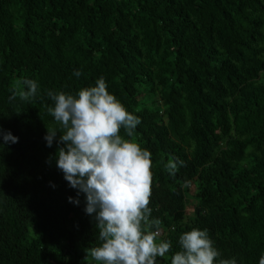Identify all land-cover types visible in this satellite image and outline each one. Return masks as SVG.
I'll list each match as a JSON object with an SVG mask.
<instances>
[{"label": "trees", "instance_id": "1", "mask_svg": "<svg viewBox=\"0 0 264 264\" xmlns=\"http://www.w3.org/2000/svg\"><path fill=\"white\" fill-rule=\"evenodd\" d=\"M101 76L141 119L137 141L153 161L149 207L172 241L162 263L180 234L199 228L220 258L259 264L264 0H0V128L18 137L0 149V264H85L95 246L84 195L70 203L77 190L55 159L46 163L57 150L46 146V126L60 129L45 105L47 90L75 93ZM22 77L37 80L41 95L9 103ZM170 157L184 161L175 176L164 169Z\"/></svg>", "mask_w": 264, "mask_h": 264}, {"label": "clouds", "instance_id": "2", "mask_svg": "<svg viewBox=\"0 0 264 264\" xmlns=\"http://www.w3.org/2000/svg\"><path fill=\"white\" fill-rule=\"evenodd\" d=\"M81 76L80 71L73 73ZM103 76L95 86L75 93L47 90L46 112L55 126H46V146L57 144L56 168L63 173L79 205L85 197V213L92 218L95 246L86 248L85 264H158L172 250V241L161 239L162 221L152 217L149 207L153 184L152 153L137 141L136 129L141 119L130 113L107 90ZM9 103H32L41 95L37 80L22 77L13 82ZM123 129L124 135L121 134ZM59 138L57 139V134ZM4 145L18 143V137L0 128ZM184 161L170 157L164 169L175 176ZM184 181L183 187H188ZM55 187V185H52ZM179 250L170 264H237L236 258L222 259L207 229L192 228L178 237ZM259 264H264V255Z\"/></svg>", "mask_w": 264, "mask_h": 264}, {"label": "built area", "instance_id": "3", "mask_svg": "<svg viewBox=\"0 0 264 264\" xmlns=\"http://www.w3.org/2000/svg\"><path fill=\"white\" fill-rule=\"evenodd\" d=\"M158 264H163L160 258H158Z\"/></svg>", "mask_w": 264, "mask_h": 264}, {"label": "rangeland", "instance_id": "4", "mask_svg": "<svg viewBox=\"0 0 264 264\" xmlns=\"http://www.w3.org/2000/svg\"><path fill=\"white\" fill-rule=\"evenodd\" d=\"M192 211V209L191 208H189V212H191Z\"/></svg>", "mask_w": 264, "mask_h": 264}]
</instances>
